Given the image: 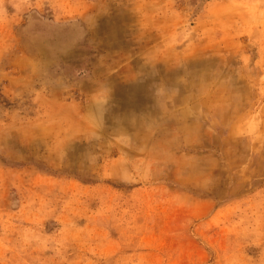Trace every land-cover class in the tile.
Returning a JSON list of instances; mask_svg holds the SVG:
<instances>
[{
	"label": "rangeland",
	"instance_id": "obj_1",
	"mask_svg": "<svg viewBox=\"0 0 264 264\" xmlns=\"http://www.w3.org/2000/svg\"><path fill=\"white\" fill-rule=\"evenodd\" d=\"M0 264H264V0H0Z\"/></svg>",
	"mask_w": 264,
	"mask_h": 264
}]
</instances>
